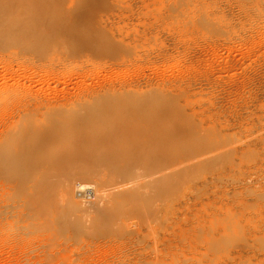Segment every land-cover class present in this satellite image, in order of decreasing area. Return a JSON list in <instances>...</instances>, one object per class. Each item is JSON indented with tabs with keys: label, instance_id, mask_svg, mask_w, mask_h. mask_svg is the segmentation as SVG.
I'll use <instances>...</instances> for the list:
<instances>
[{
	"label": "rangeland",
	"instance_id": "1",
	"mask_svg": "<svg viewBox=\"0 0 264 264\" xmlns=\"http://www.w3.org/2000/svg\"><path fill=\"white\" fill-rule=\"evenodd\" d=\"M0 264H264V0H0Z\"/></svg>",
	"mask_w": 264,
	"mask_h": 264
},
{
	"label": "built area",
	"instance_id": "2",
	"mask_svg": "<svg viewBox=\"0 0 264 264\" xmlns=\"http://www.w3.org/2000/svg\"><path fill=\"white\" fill-rule=\"evenodd\" d=\"M83 188V189H82ZM79 190V194L83 193L84 195H87L86 197H91L93 194H94V189L90 188V187H81V189H78ZM82 190V191H80Z\"/></svg>",
	"mask_w": 264,
	"mask_h": 264
}]
</instances>
